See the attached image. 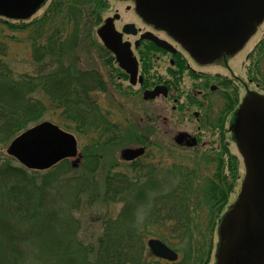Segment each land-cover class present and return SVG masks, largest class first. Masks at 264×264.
Wrapping results in <instances>:
<instances>
[{
    "label": "trees",
    "instance_id": "16d2710c",
    "mask_svg": "<svg viewBox=\"0 0 264 264\" xmlns=\"http://www.w3.org/2000/svg\"><path fill=\"white\" fill-rule=\"evenodd\" d=\"M108 3L52 0L31 22L0 16V264H162L147 247L150 237L181 253L171 264L210 263L216 223L239 178V162L225 157L227 143L201 160L216 165L212 175L201 173L197 160L194 166L161 168L139 159L126 166L125 174L110 175L103 167L102 178L101 173L98 180L94 176L111 151L151 141L134 124L123 130L110 124L97 101L96 90L111 98L98 61L110 52L95 35ZM18 35L30 44L36 75L16 76L8 66L10 44L19 41ZM104 64L114 70L111 58ZM109 76L120 87L115 73ZM49 112L66 129L92 131L88 148L111 151L87 153L78 167L64 159L42 171L2 154L13 138ZM149 130L154 132L153 125ZM99 205L104 213L94 217L97 234L86 212ZM205 208L209 220L203 227L199 213Z\"/></svg>",
    "mask_w": 264,
    "mask_h": 264
},
{
    "label": "flooded vegetation",
    "instance_id": "af4514ba",
    "mask_svg": "<svg viewBox=\"0 0 264 264\" xmlns=\"http://www.w3.org/2000/svg\"><path fill=\"white\" fill-rule=\"evenodd\" d=\"M127 2L132 3V10L137 19L146 28L143 30L132 22L133 27H127V31L124 30L123 33V41L131 44L133 53L139 61V75L143 78V85L140 89L144 91L157 88L159 94L153 101L172 104L168 108L167 105L161 106V104L155 107L152 134L149 130L151 118L147 121L142 117L140 123L143 125L140 135L143 138L154 139L165 135L171 136L177 150L178 148L195 150V153H203V155H217L223 151L222 142L227 143L228 146H230L229 141L235 143L244 166L239 192L235 200L231 202L235 203L247 174V161L239 147V138L248 132L249 122L257 121L258 101L256 98L257 96L264 97V93L259 91L257 86L252 87V77L244 79L240 76L235 71L233 62L258 33L264 20L259 25L256 24L251 37L241 47L237 46L234 40L237 33L236 25L233 23L228 29L223 22V19L228 16L227 11L231 10L222 4V0L209 2L205 7L204 5H193L188 1L191 6L183 11L190 21L195 20L198 11H204L205 8L209 11L206 15L207 19L214 18L211 22L212 27L204 28L203 31L209 38V43H214L219 49L202 53L199 49H194L186 39L165 29L159 14H142L146 6L144 0H127ZM130 8L131 5H128V9ZM115 15L116 25L121 16L119 13L112 16ZM125 25H128V22L122 24L120 29L117 26L116 28L123 31ZM211 31L212 34H210ZM158 39L165 43L159 45ZM152 57L160 64V67L156 69V66L155 70L154 67L149 68V63H144ZM249 60L250 56L247 55L244 62L245 64L249 62L248 71L252 66ZM166 64L169 68L164 67ZM162 70H165V73ZM246 102L249 103L248 111L242 109ZM167 112H170L169 116ZM241 112H243L244 121L238 128ZM189 113L197 124L195 128H192L193 131L179 127V124L184 121L182 115ZM249 114L250 121L247 122ZM203 133L209 135L203 136ZM212 134L215 135L212 137Z\"/></svg>",
    "mask_w": 264,
    "mask_h": 264
},
{
    "label": "water",
    "instance_id": "95a60500",
    "mask_svg": "<svg viewBox=\"0 0 264 264\" xmlns=\"http://www.w3.org/2000/svg\"><path fill=\"white\" fill-rule=\"evenodd\" d=\"M44 1L0 0V14L11 18H28ZM188 1L205 7L214 0H144L146 6L142 14H159L165 29L186 39L194 49H199L202 53L219 49L214 43H209V38L203 31L204 28L212 27L214 18L207 19L209 11L205 8L204 11H198L195 20L190 21L183 11L191 6ZM222 4L231 10L227 11L228 16L223 22L228 29L233 23L236 25L234 40L237 46L242 47L254 28L264 20V0H222ZM127 27H133V24L125 25L123 30L127 31ZM97 33L105 46L116 55L119 65L129 73L130 81L136 83L138 61L133 55L131 44L123 42L122 33L115 29L114 17L107 18ZM159 41V45L165 43ZM139 81L142 83V77ZM158 93L157 88L146 90L144 98L154 99ZM256 99L257 121L249 122V114L248 132L239 138V147L247 161V174L237 201L230 206L219 225L215 264H264V97L257 96ZM248 105L246 102L242 109L248 111ZM243 121L241 112L238 128ZM77 147V139L73 134L44 121L16 137L8 151L29 168L47 169L63 158L75 156ZM143 151L129 150V154L135 157ZM148 247L158 257L170 261L178 258V253L160 239L150 238Z\"/></svg>",
    "mask_w": 264,
    "mask_h": 264
},
{
    "label": "rangeland",
    "instance_id": "374dc122",
    "mask_svg": "<svg viewBox=\"0 0 264 264\" xmlns=\"http://www.w3.org/2000/svg\"><path fill=\"white\" fill-rule=\"evenodd\" d=\"M108 8L102 13V19H105L108 16H112L115 13H119L121 16L120 21L116 22V26L120 29L121 25L126 23V22H134L136 24L137 27H141L143 30H145L146 28L143 27V24L140 20L137 19L134 11L132 10V3L130 4V2L127 1H121V0H109L108 3ZM128 5H131V8L128 9ZM46 9V8H44ZM44 9L41 10L35 17L38 18L39 16H41L44 13ZM96 35V34H95ZM17 37L19 41L17 42H13L10 44V53L7 57V63L8 66L12 69L13 73L16 76H19L23 73H27L30 75H36V73L38 72L37 70V66L35 64V62L32 60L31 57V48H30V44L28 42H26L24 39H22L20 37V35H18ZM97 37V36H96ZM98 38V37H97ZM133 39V38H130ZM99 41V39H98ZM100 42V41H99ZM249 55L250 56V60L251 61V69L248 71V63L245 64V57ZM185 57V56H184ZM113 61V67L114 70L111 69L110 67H107L106 65L108 64H104L105 62L107 63V60L110 59ZM99 64L101 65V72H103L106 76H105V80H107L108 82V91L111 96V98H108L105 94H104V98L102 93L100 92V90H97L96 92V96L97 101L100 103L101 105V109L103 111V113L109 117V121L110 124L115 125L118 123H123V124H127V123H132L134 122V125H139L138 128H141L142 123H140L142 117L147 120L149 118H151L152 122H150V125H154L153 124V120H154V116H155V107H157V105L161 104V106L163 105H167V108L170 107L172 104H166L164 102H158V101H144L143 97H142V91H139L140 88L139 86H131L129 84V82L127 80L125 81H121L120 79L124 78V76L122 75V73L119 72V69L117 68L112 56L110 54H107V57L105 55L98 58ZM145 64H150L152 67H155L156 69L160 67V64L156 61V59L154 57L152 58H148V60L144 61ZM234 64V69L235 71L240 75L243 76L244 79H248L247 77H252L253 78V83H252V87L257 86L258 90L264 93V24L260 27L258 33L253 37V39L249 42V44L247 45V47L238 55L237 59L234 60L233 62ZM164 67H168L167 64L164 65ZM117 68V70H116ZM165 73V70H162ZM113 72L115 73L114 79L113 81H117L118 84H120V87L114 86L111 83V78L109 76V73ZM118 73V74H117ZM248 75V76H247ZM119 78V79H118ZM258 85H257V84ZM100 89V88H98ZM242 91V90H241ZM113 101L118 102L122 107H124L126 114L125 113H120L119 110H117V108H115L111 103ZM164 109V108H163ZM185 110V108L183 109V111ZM166 111V110H164ZM128 114V115H127ZM170 112H167V116H169ZM182 118L184 119V121H182V123L179 124L180 129H188L189 131H193L194 129H192L193 127H196V121L194 119V117L189 113L186 114L185 116L182 115ZM189 118V119H188ZM188 119V121H186ZM52 121L54 123H59L60 124V117L57 114L52 115V112H49V114H46L45 117L43 119H41L39 122L41 121ZM181 120V118H180ZM134 128V127H133ZM135 129V128H134ZM70 132H72L77 140H78V149H77V154L72 158H67L70 159L71 162H76L79 166V164H81L82 159L84 157L85 154H89V153H96L98 154H108L107 150L111 151L110 149H105L104 151H101L102 149L100 148L99 150H96L95 148L91 147L88 148L89 146H92V142H93V133L92 131L90 133H80V132H76V131H72L69 130ZM136 132V130H135ZM130 133L132 136L134 135H138V133H133V131L128 132ZM203 136H208L209 134L203 133ZM215 134H212V137ZM120 136V134H119ZM95 137V136H94ZM110 136H108L109 138ZM229 145L228 147H226L227 153L225 151V157L229 158L234 164H235V158L237 159V161L239 162V178L236 179V185L235 188L233 190V192L230 194L229 200L228 202L231 203L235 200L238 192H239V188H240V184H241V180L243 179V175H244V166H243V161L242 158L238 152V148L236 146L235 143L229 141ZM139 146H141V144L139 142H131V143H127V144H123L119 149L117 148L116 151L112 152V154H109L106 157V161L105 163H103L102 159L101 162L98 166L97 164V169H95V171L97 172L96 175H94L96 177V180L99 179L100 173H101V177L102 178V173H105L103 170L104 168L106 169V171L110 174V175H117V174H125L127 173L128 169H127V165L130 164L129 158H128V154L126 153V149H136ZM147 146V145H146ZM1 152L3 155L5 156H9L6 153V147L1 149ZM110 152V153H111ZM195 150H183V149H176L175 147V143L172 141L171 136H163V137H157V138H152L151 139V143L147 146V155L143 160H146L148 163L150 162H154L158 165L159 163V167L161 168H166L167 166H172L171 164L173 163H177V164H183L186 166H194V161L197 160L198 162V167L199 170L201 171V173H207V174H213L216 168V165L212 162H208L205 163L201 160H203V153H195ZM200 152V151H198ZM99 156V155H98ZM96 164V162H95ZM90 165H94V162H92ZM104 167V168H103ZM103 171V172H102ZM129 175V174H128ZM124 176V175H122ZM120 176V177H122ZM209 176V175H208ZM119 178V177H118ZM113 179V178H112ZM113 181V180H112ZM114 182V181H113ZM112 186H116L112 185ZM100 205L97 206V208H93L90 209L86 212V215H88L89 219L91 218L93 220V227L94 232H96L97 234H99L101 231L98 227L99 223H97L94 219V217H96L99 213H104V211H100ZM113 211L111 212L112 216H116L118 213V210L120 209V204H118L116 207L112 208ZM79 216V214H78ZM199 218L202 221V226L205 227L206 223L209 220V210L208 208L203 209L200 213H199ZM88 221H86L85 223H87ZM216 227V226H215ZM83 237H87V234H83ZM91 238V237H87L86 239ZM217 241V236H216V231L214 232V245L216 244ZM179 253V259H181V253ZM155 257V256H154ZM157 258V257H155ZM213 258V257H212ZM160 262L162 264H171V263H175L178 262V260L174 261V262H169L166 261L164 259H159ZM154 261V260H152Z\"/></svg>",
    "mask_w": 264,
    "mask_h": 264
}]
</instances>
